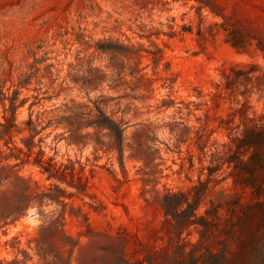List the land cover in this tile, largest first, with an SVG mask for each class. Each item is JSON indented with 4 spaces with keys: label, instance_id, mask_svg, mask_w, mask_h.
I'll list each match as a JSON object with an SVG mask.
<instances>
[{
    "label": "rangeland",
    "instance_id": "rangeland-1",
    "mask_svg": "<svg viewBox=\"0 0 264 264\" xmlns=\"http://www.w3.org/2000/svg\"><path fill=\"white\" fill-rule=\"evenodd\" d=\"M253 131L264 0H0V264H264Z\"/></svg>",
    "mask_w": 264,
    "mask_h": 264
},
{
    "label": "trees",
    "instance_id": "trees-1",
    "mask_svg": "<svg viewBox=\"0 0 264 264\" xmlns=\"http://www.w3.org/2000/svg\"><path fill=\"white\" fill-rule=\"evenodd\" d=\"M241 142H242V144L244 143L246 146H255L257 144L264 145V131H258V132L253 131L252 137H249V138L246 137V138L242 139ZM248 142H250V143H248ZM184 202L188 205V210H186V211L190 212V214H191V216H189V218H197L196 211L199 208V204H191V203H189V201H184ZM184 202L181 201V198H179V196H177V195H172V194L166 195L164 198L163 206L166 210L167 216L172 215L174 218L178 217L179 216V210L184 205ZM189 218H188L187 224L188 225L194 224L195 222L192 220H189ZM202 219H204V218L202 217ZM243 228H244V226H243ZM243 230H245V229H243Z\"/></svg>",
    "mask_w": 264,
    "mask_h": 264
}]
</instances>
